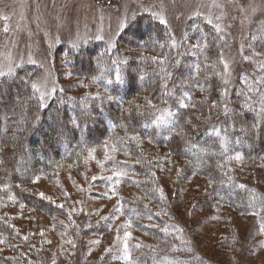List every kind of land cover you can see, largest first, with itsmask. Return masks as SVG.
I'll list each match as a JSON object with an SVG mask.
<instances>
[{"label":"rangeland","instance_id":"rangeland-1","mask_svg":"<svg viewBox=\"0 0 264 264\" xmlns=\"http://www.w3.org/2000/svg\"><path fill=\"white\" fill-rule=\"evenodd\" d=\"M145 15L167 26L173 69L184 63L191 89L181 93L184 104L202 99L217 105L212 88L197 85L212 75L223 77V103L233 102L236 88L237 95H253L264 87V0H0V79L19 73L45 107L61 90L85 101H117L87 76L91 58L82 57L76 67L69 52L97 41L118 47L124 31L141 25ZM211 28L213 59L197 37H208ZM148 94L153 90L118 104V127L102 142L37 173L34 193L60 211L49 214L10 192L0 197V256L14 264H140L149 254L159 257L157 264H264V159L238 156L226 164L263 203L258 213L235 209L196 166L156 138L134 134L127 112ZM65 115L58 111L56 120ZM239 200L249 207L256 198Z\"/></svg>","mask_w":264,"mask_h":264},{"label":"trees","instance_id":"trees-1","mask_svg":"<svg viewBox=\"0 0 264 264\" xmlns=\"http://www.w3.org/2000/svg\"><path fill=\"white\" fill-rule=\"evenodd\" d=\"M144 17L141 25L135 23L134 27L124 31L118 47L109 50L103 41H97L87 50L81 48L69 52L71 64L76 67L82 57L91 58L87 76L95 77L102 87L118 98L117 101L96 100V96L85 101L61 90L45 107L37 97L36 89L22 81L19 73L0 79V197L10 192L24 204L29 203L49 214L60 211L34 193L31 183L34 177L61 160L73 159L78 150L102 142L106 134L118 127L116 115L121 110L118 104H127L136 95L142 97L149 89L154 94L143 97L140 105L132 106L127 112L130 116L127 124H132L134 134L156 138L159 144L165 143L169 147L173 156L196 166L200 175L207 177L213 192L216 191L221 200L234 204L235 209L260 212L258 206L263 203L259 192L234 180L226 164L238 156L242 160L264 159V96H261L264 87L258 86L253 95L243 90L237 95L236 88V93L231 94L233 102L223 103L220 98L225 95L223 77L217 81L220 77L214 79L212 75L203 82L198 81L197 85L203 91L208 86L212 88L209 96L217 105L202 99H192L193 103L184 104L181 93L191 89L181 71L184 63H179L181 69H173L176 58L174 48L170 47V32L156 18ZM141 26H146L144 32L132 31ZM207 35L201 33L197 37L204 43L206 53L213 52L214 57L210 55L213 59L217 57L214 54L217 49L212 51L217 38L213 29ZM72 70L84 75L79 69ZM14 80L17 85L8 86ZM6 86L8 89L5 90ZM97 104H100L99 108ZM22 107L24 111L20 110ZM259 107L263 109L256 116ZM60 110L66 112L61 122L56 120ZM207 118L209 121L205 122ZM229 195L237 199L232 200ZM241 197H255L259 202L254 200L256 206L250 203L252 206L244 207L239 200ZM158 258L149 254L139 259L140 264H157L160 263ZM0 264H14V261L2 255Z\"/></svg>","mask_w":264,"mask_h":264}]
</instances>
